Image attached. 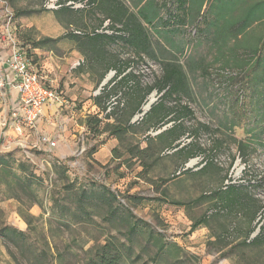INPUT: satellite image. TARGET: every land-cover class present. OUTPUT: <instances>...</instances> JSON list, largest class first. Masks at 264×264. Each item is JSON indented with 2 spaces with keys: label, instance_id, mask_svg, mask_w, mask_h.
Masks as SVG:
<instances>
[{
  "label": "rangeland",
  "instance_id": "1",
  "mask_svg": "<svg viewBox=\"0 0 264 264\" xmlns=\"http://www.w3.org/2000/svg\"><path fill=\"white\" fill-rule=\"evenodd\" d=\"M215 1L206 11L205 0L194 10L177 0H0V56H25L59 98L37 125L52 133L29 137L12 126L13 98L0 96V264H94L103 254L118 264H264V0ZM130 15L150 38L149 57L92 39L126 32L111 27ZM168 64L184 87L165 104L174 117L191 109L181 141L193 138L201 153L182 164L155 142L162 150L138 161L157 132L114 135L105 124L123 122ZM114 68L131 79L112 93L113 119L96 122L92 98L109 91Z\"/></svg>",
  "mask_w": 264,
  "mask_h": 264
},
{
  "label": "trees",
  "instance_id": "2",
  "mask_svg": "<svg viewBox=\"0 0 264 264\" xmlns=\"http://www.w3.org/2000/svg\"><path fill=\"white\" fill-rule=\"evenodd\" d=\"M94 0H90V2L93 3ZM168 1V0H163ZM175 1V0H174ZM178 4H184L187 3L190 5V10H194L197 8L198 4H201L203 0H196V2L189 3L188 1H181L177 0ZM215 0L208 1V3L205 5L206 11H209L208 8H212V5L214 6L217 2ZM151 4V2H148V4ZM230 9V5H225V11L228 13ZM143 14L144 23L145 24H151L152 18L154 15H148L147 13ZM251 17L250 11L248 14H245V18ZM226 16H224L223 19H225ZM134 15L128 16L127 22L124 24L125 28L122 30H117L113 27L111 29H114L116 32L120 31H126L122 33L121 35L115 34V36H108L107 34H93L92 39L95 40H110V39H119L124 41L125 43L129 44L135 51V54L141 58L142 56L149 57L151 53V43L150 38L148 37V34L144 31L142 25L135 20ZM114 22H119V20L114 19ZM245 27H243L241 30H243ZM76 37V36H74ZM264 46V40L261 43L262 47ZM25 57V56H24ZM256 59V58H255ZM27 60V59H26ZM28 61V60H27ZM257 64V62H256ZM115 74L112 77V79L109 81L110 84H113L109 91L103 92L101 95L93 97L94 105L98 108L99 113L92 116V120L98 122L100 121L98 116L100 114L103 115V119L108 121L110 119H113V116L115 115V105H112L113 102H110L111 99L115 98L116 96H112V93L114 90H116L118 87H126L129 84V81L131 79V75L129 73H125L123 70L115 69ZM256 73H258V76L260 78L261 84L264 87V67L257 66L256 67ZM140 84H137V87H139ZM184 87V73L181 69L177 68L174 65L168 64V69L166 68L164 71V75L157 81L156 84H153L152 86H145L144 92L139 98V101L130 108V112L127 114L125 120L121 122L122 120H116L114 123H106L105 126L107 127V130L114 135H119L122 133H125L126 131L138 128L141 132V135H146L148 132H158L161 131L164 127L165 129L161 131L160 133L156 134L155 136L147 135L145 139L148 142V145L143 149H138L136 153L132 156L133 158L137 159L138 161L143 160L145 158H152L156 153H159L162 150V147L158 148L155 145V142H160L163 145V149L167 150H176V154H180L183 156V162L182 164L187 163L189 160L198 157L201 153L200 147L197 145V143L191 138V140L188 143H182L181 139L186 135V129L184 126L185 119H189L193 116V112L188 106H181L179 110V114L174 117L171 116V109L166 106L165 100L167 98L172 97H180V96H172L176 90H183ZM49 88V87H48ZM105 89H103L104 91ZM156 91L158 94H160V97L158 98V102L151 105L150 109L138 120L135 122H132V119L135 116H138L142 113V110L140 109L141 103L143 99L149 95L151 92ZM183 93V92H182ZM108 103V105H107ZM245 113V111H243ZM241 117V116H240ZM167 126V127H166ZM196 130H207V126L198 124L197 127H195ZM189 136L191 134H188ZM192 137V136H191ZM243 142L241 141H235V149L239 152V154H243ZM161 149V150H160ZM112 152L116 157L118 156V152L116 149H113ZM234 186H228L225 191L227 192H233ZM201 222H197L193 225V229L198 226ZM262 230V226L260 227ZM264 230V228H263ZM256 240V238H254ZM253 240V241H254ZM94 264H118V257L116 256H107L105 254L101 255L97 262Z\"/></svg>",
  "mask_w": 264,
  "mask_h": 264
},
{
  "label": "built area",
  "instance_id": "3",
  "mask_svg": "<svg viewBox=\"0 0 264 264\" xmlns=\"http://www.w3.org/2000/svg\"><path fill=\"white\" fill-rule=\"evenodd\" d=\"M4 64L13 73L14 80L8 81L0 68V96H5L10 88L16 91L17 110L11 111L12 126L18 135H22L24 129L34 131L44 107L57 103L58 95L42 83L38 73L21 54L12 52Z\"/></svg>",
  "mask_w": 264,
  "mask_h": 264
},
{
  "label": "crops",
  "instance_id": "4",
  "mask_svg": "<svg viewBox=\"0 0 264 264\" xmlns=\"http://www.w3.org/2000/svg\"><path fill=\"white\" fill-rule=\"evenodd\" d=\"M208 3V1H206L205 0V3H203V6H202V10H204L205 9V5ZM250 11V14H251V17H254L253 16V14H254V11H253V9H251V10H249ZM202 13V12H201ZM245 14H248V11L247 12H245ZM243 19H246V18H243ZM10 56V52H7L6 53V55H5V57L4 56H0V66H1V69L3 70V72H4V75H5V78L8 80V81H10V82H12L14 79V76H13V73L6 67V65L4 64V61L8 58ZM13 89H8L7 91H6V94H5V98H13V107H12V111H15V110H17V99H16V91L15 90H13ZM57 103H52V104H49V105H47L46 107H44V109H43V113H42V115H41V117L37 120V122H36V125H35V130L34 131H29V130H25L26 132L25 133H27V134H29L28 136L29 137H37V136H44V133H47V134H51L52 133V130H51V128H49V127H45L44 128V131L43 130H41L37 125H38V123L40 122V124H41V120L43 119V118H47L48 116H49V114L50 115H53L55 112H57V109L55 108V105H56ZM53 108H55V110H54V112H53ZM71 145V144H70ZM66 147H68L67 149H70L71 148V146H66ZM63 147H62V149L60 150V152L62 153L63 152Z\"/></svg>",
  "mask_w": 264,
  "mask_h": 264
},
{
  "label": "water",
  "instance_id": "5",
  "mask_svg": "<svg viewBox=\"0 0 264 264\" xmlns=\"http://www.w3.org/2000/svg\"><path fill=\"white\" fill-rule=\"evenodd\" d=\"M151 105H152V102H149L145 107H147V109L146 110H144L145 109V107H143V109H142V113L140 114V115H138V116H143L149 109H150V107H151ZM138 116H135L133 119H132V122H135L137 119H138ZM165 129V128H164ZM164 129H162L161 131H163ZM161 131H159V132H157L156 134H158V133H160Z\"/></svg>",
  "mask_w": 264,
  "mask_h": 264
},
{
  "label": "bare ground",
  "instance_id": "6",
  "mask_svg": "<svg viewBox=\"0 0 264 264\" xmlns=\"http://www.w3.org/2000/svg\"><path fill=\"white\" fill-rule=\"evenodd\" d=\"M147 109V107H145V109L144 110H146Z\"/></svg>",
  "mask_w": 264,
  "mask_h": 264
}]
</instances>
